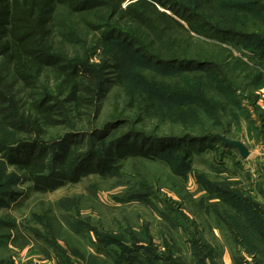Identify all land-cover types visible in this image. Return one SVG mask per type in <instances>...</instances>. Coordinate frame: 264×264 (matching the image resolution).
<instances>
[{"label":"trees","instance_id":"trees-1","mask_svg":"<svg viewBox=\"0 0 264 264\" xmlns=\"http://www.w3.org/2000/svg\"><path fill=\"white\" fill-rule=\"evenodd\" d=\"M122 1L124 0H0V70L4 81L11 74L13 80L30 91L25 103L29 107H26L22 103H19L20 106L14 104L16 96L9 93L8 89L0 88V156L4 160L3 169L6 170V166L17 168L25 181L32 183L39 193H53L91 176L102 179L124 176L121 169L127 160L166 162L183 176L187 172L189 160L195 155L216 149L219 145L225 149H235L220 137L233 140L228 134L232 124L225 120L227 116L238 119V115L233 114L232 107L241 108L242 111V92L246 90L235 83L223 64H218L206 56V53L195 57L190 55L191 45L186 36L193 39L190 31L208 39L231 36L232 41L226 43L240 48V53L252 57L254 65L262 68L264 32L261 30L258 33L242 34L220 28L213 22V16L209 12L199 11L195 4L191 6L176 0H134L122 10ZM204 1L213 5L217 0ZM223 3L225 0H218L219 5ZM246 5L256 7L264 13L263 1L247 0ZM58 6L68 7L71 14L79 15L93 31H102L108 55L103 60L104 63L112 61L114 69L119 70V58L122 55L117 41H122L131 50L137 51L146 62V72L156 73L166 82L185 77L188 87L172 88L163 85L158 90L151 89L149 81H153V78L148 77L149 81L144 80L139 84V79L136 78L135 82V76L131 75L133 81H126L125 88L132 100L131 104L135 103L134 108L139 113L129 119L113 117L101 127H96L94 120L99 116L102 100L111 82L103 69L93 70V65L89 62L102 42L96 40V45L90 48L69 29L67 37L80 47L73 59L50 45L51 17ZM157 6L167 8L173 14L170 15L188 23L189 29L186 30L174 17L160 11ZM104 8L109 11V17L101 16L97 19L104 24H93L88 18L93 15L96 19V11ZM253 18H256L254 22H264V16L257 13ZM112 21H117V24H109ZM169 25L182 30L176 33L173 27L170 34ZM240 59L236 66L245 64ZM253 75L255 78L253 76L247 80V88L259 87L264 81V75L260 71ZM2 83L0 81V86ZM206 90H213L215 96H208ZM252 91L250 89L253 94ZM237 93L241 96H237ZM253 95L256 100L252 105L258 113L259 96ZM182 96H185L189 105V114L186 119H181L179 114L174 118L178 119L176 122L183 125L185 131L158 133L157 130L148 131L138 125L143 121L141 112L154 114L161 118V122L165 121L172 114L168 110H162L159 100L169 98L178 104L183 102ZM198 109L202 110L199 115ZM125 126L135 128L124 130ZM61 127L67 130H57L58 134L53 135ZM195 127L197 130H194ZM261 127L264 129V122ZM216 145L218 146L215 148ZM3 178L10 184L21 179L15 174L5 178L4 171ZM204 183L211 194L228 204L232 210L236 207L238 210L235 211L245 218L249 225L247 233L242 230L244 235L236 233L234 239L240 242L238 238H244L246 243L241 241L243 251L253 258H256L257 253L261 254L264 263L262 207L253 199L243 200L228 185L217 188L209 181L205 180ZM2 189L1 187L0 206L8 207L10 202L21 197L20 193L12 189ZM149 191L142 185L114 199L122 204L151 203ZM242 203L245 210L239 207ZM214 212L220 220L225 221L219 212ZM240 219L235 217L236 227L239 226ZM225 223L229 229L235 232L239 230L231 228L229 222ZM178 224L180 225L176 226L185 229L184 222ZM6 225L8 224L0 222V227ZM90 230L98 236L101 233L102 238L98 237V240L104 245L103 250L108 256L114 257L117 264H136L140 261L137 258L140 254L147 257L149 264H186L182 258L174 259L171 251L159 254L148 235L135 233L131 227L118 238L91 228ZM4 237L0 235V240ZM255 238L262 247L255 244ZM196 246L197 242H193L192 250L190 245L192 255L197 259L196 264H207L208 254L213 251L203 252L204 248ZM118 250L124 254L123 258ZM130 252L137 254L133 257L128 254ZM138 263L144 264L142 260Z\"/></svg>","mask_w":264,"mask_h":264},{"label":"rangeland","instance_id":"rangeland-1","mask_svg":"<svg viewBox=\"0 0 264 264\" xmlns=\"http://www.w3.org/2000/svg\"><path fill=\"white\" fill-rule=\"evenodd\" d=\"M176 1L191 6L195 4L199 11L209 12L213 16V22L228 31L242 34L258 33L261 30L264 32V22H254L256 18H253L256 13L260 16H264V13L256 7L246 5L247 0L244 2L225 0L221 5L218 4V0L213 5L204 0ZM122 2L121 9L124 10L134 0ZM157 7L168 15L172 14L167 8ZM96 12V19L93 15L88 19L94 22L93 24H104L97 19L101 16L109 17V11L104 8ZM174 19L186 30L189 29L188 23L178 17ZM109 24L116 25L117 21ZM120 24L122 25L121 22ZM173 27L176 33L182 30L175 25H169L170 34ZM69 29L90 48L96 45V40L102 42L89 62L93 65V70L103 69L111 82L102 100L99 116L94 120L96 127H101L113 117L129 119L139 113L134 108L135 103L131 104L132 100L125 88L126 81H133L132 76H135V82L136 78L139 79V84L148 80V77L153 78L151 82L148 80L151 89L158 90L163 85L172 88L188 87L185 77H177L166 82L156 73L146 72V62L137 51L131 50V47L122 41H117L122 55L119 58V70L114 69L112 61L104 63L103 60L108 55L102 31L100 33L93 31L79 15L71 14L68 7L58 6L51 17L49 44L71 59L75 57L80 47L67 37ZM189 34L193 37L191 39L186 36L191 45L190 55L195 57L206 53V56L218 64H223L225 71L236 81L235 83L242 85L246 90L242 92V111L241 108L232 107V112L238 115V119L227 116L225 121L232 124L228 134L233 140L243 142L251 151V156L244 159L236 149L230 150L216 145L215 148L218 146L216 149L204 151L189 160L187 172L183 176L176 173L166 162L127 160L121 169L124 176L108 179L91 176L78 184L66 185L46 194L37 192L32 183L25 181L17 168L6 166V170L3 169L4 160L0 156V178H3V171L5 178L13 174L21 177L14 184H10L4 178L0 179L2 191L12 189L21 194L19 199L9 203L10 206H0V222L8 224L0 227V235L5 236L0 240V264H117L114 257L108 256L103 250L104 245L98 240V237L102 238L101 233H98V236L90 228L118 238L130 227L135 233L148 235L159 254H168L171 251L174 259L182 258L186 264H196L197 259L191 251L193 242H197L196 248H204L203 252L213 251L208 254L207 264H264L261 254L257 253L256 258H253L243 251L241 241L246 243L244 238L239 237L240 242L234 239L236 233L244 235L242 230L247 233L249 225L245 218L235 211L238 210L236 207L232 210L228 204L211 194L204 183L205 180L209 181L217 188H225L228 185L229 189L237 192L243 200L253 199L264 210V129H261L264 122L261 119V115L264 114V81L256 88L255 86L247 88L246 84L249 83L248 78H253L255 72L260 71L264 75V67L255 66L252 57L240 53V48L226 43L232 41L231 36L208 39L191 31ZM239 57L245 64L236 66ZM2 74L0 70V81L3 82L0 88L8 89L9 93L16 96L14 104L20 106L19 103H22L29 107L25 103L30 91L24 89L17 80H13L11 74H8L7 81H4ZM250 89H253V94L259 96L258 113L252 105L256 98ZM205 92L210 97L215 96L213 90ZM238 94L237 96H241ZM182 98L183 102L178 104L169 98L159 100L162 110H168L172 114L165 121L161 122V118L154 114L147 115L141 112L143 121L138 125L148 131L157 130L158 133L183 131V125L181 126L176 122L178 119L174 118L179 114L181 119H186L189 114V105L184 99L185 96ZM197 113L201 114L202 110L198 109ZM222 120L224 121V117ZM133 128L135 127L125 126L124 130ZM57 130L64 132L67 129L64 127L56 129L53 135L58 134ZM194 130H197L196 127ZM142 185L150 190L151 203L122 204L114 199ZM239 207L245 210L244 203ZM214 210L229 222L231 228L239 230L235 232L229 229ZM236 216L241 218L238 227L235 222ZM179 222H184L185 229L176 226L180 225ZM255 244L262 247L258 242ZM262 244L264 247V243ZM120 250L118 254L123 258L124 254ZM128 254L134 257L137 253ZM137 258L144 264H149L144 254L137 255ZM138 262L136 264H139Z\"/></svg>","mask_w":264,"mask_h":264},{"label":"water","instance_id":"water-1","mask_svg":"<svg viewBox=\"0 0 264 264\" xmlns=\"http://www.w3.org/2000/svg\"><path fill=\"white\" fill-rule=\"evenodd\" d=\"M227 145L234 147L240 156L244 159H248L251 156L249 148L241 141L229 140L225 136L220 137Z\"/></svg>","mask_w":264,"mask_h":264}]
</instances>
